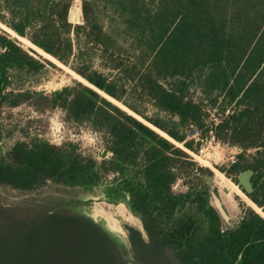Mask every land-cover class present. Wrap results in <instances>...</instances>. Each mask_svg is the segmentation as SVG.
<instances>
[{
	"label": "trees",
	"instance_id": "1",
	"mask_svg": "<svg viewBox=\"0 0 264 264\" xmlns=\"http://www.w3.org/2000/svg\"><path fill=\"white\" fill-rule=\"evenodd\" d=\"M75 1L0 0V23L93 86L29 88L58 65L0 27V117L24 104L61 110L67 123L100 133L111 156L98 160L27 129L0 152V187L98 189L113 204L125 200L147 239L125 227L128 250L77 210L0 197V264H131L129 253L133 264H264V217L243 206L240 221L226 226L207 183L212 169L187 151L199 153L211 130L239 147L219 170L264 213V0H80L81 23L70 20ZM16 128L0 120V146ZM246 170L250 194L238 182Z\"/></svg>",
	"mask_w": 264,
	"mask_h": 264
},
{
	"label": "rangeland",
	"instance_id": "2",
	"mask_svg": "<svg viewBox=\"0 0 264 264\" xmlns=\"http://www.w3.org/2000/svg\"><path fill=\"white\" fill-rule=\"evenodd\" d=\"M72 9H74L76 12L70 13V20L74 23H79L80 16L82 15L81 1L76 0ZM101 14L103 16L102 21L104 25L108 27L109 24L107 21L112 20L110 14L104 13L103 11ZM114 21L119 20L115 17ZM1 24L0 27L9 33ZM11 36L12 38L17 39L13 35ZM19 43L25 49H30V47L22 44L21 41H19ZM40 58L43 60L47 59L44 56ZM76 81L80 80L69 70L59 65L57 68L48 67L44 75V79L40 85H30L29 88L36 91L51 93L66 86H73ZM193 97L196 100L199 99V92L196 91L193 94ZM149 112L150 115L154 113L152 109H150ZM5 113V115L0 117V120L3 121L4 125L7 124L10 128H14L15 126L17 128L14 131V136L4 140V142L1 144L0 152L2 154L7 153L14 146L17 140L24 139L28 129L30 132H36L46 137L52 144L55 145H61L65 142L77 143L80 145L83 152L92 154L98 160H102L101 155L106 149L103 136L87 126H77L67 123L64 118L65 115L61 110H54L45 114H41L36 112L33 107L30 106V104H24L11 111V115L7 114L8 110H6ZM218 119H220V117H218ZM241 151L242 150L237 146H231L221 141H217L216 139L209 138L203 141L199 153L191 151L189 152V155L192 157V159L199 165L204 167L210 166V169L213 168V178H215L216 184L215 186L211 187L212 203L216 207V200L218 199L221 202L227 215L226 218H222L225 225L229 227L234 226L240 221L243 206H253L241 193L238 192V189L235 188V186H237L239 189L240 187L235 182H233L229 176L219 170V168L227 170L229 166L235 162L238 154L241 153ZM253 153L254 151L251 150L248 154L252 155ZM110 156L111 153L108 154V157ZM219 172L223 174V177ZM175 189L177 191L183 190L182 181L176 185ZM224 189H227L228 193H226ZM241 192L244 193L242 190ZM244 195L246 194L244 193ZM0 197L5 204H41L44 207H48L50 209L68 207L71 210H77L82 214L90 215L91 217L97 219L105 229L108 228L110 233L119 241L121 245L128 247V250L130 246L128 241V233L125 227L132 226L137 229L143 228L141 220L136 216L135 221L126 220L122 213H120L119 207H117V205L111 206L112 217L115 222L109 223L106 219L99 216L95 210L97 208L96 203L98 202V195L94 193H84L79 189H69L54 184H48L35 192H19L13 190L10 187H0ZM124 202L125 200H121V203ZM144 237L147 239L145 231ZM128 261L133 264L132 253H129Z\"/></svg>",
	"mask_w": 264,
	"mask_h": 264
},
{
	"label": "water",
	"instance_id": "3",
	"mask_svg": "<svg viewBox=\"0 0 264 264\" xmlns=\"http://www.w3.org/2000/svg\"><path fill=\"white\" fill-rule=\"evenodd\" d=\"M74 12H75V11H74L73 9H71L70 13H74ZM82 21H83V16L80 17V22H79V23H81ZM30 49L34 50L38 55H40V54H39L34 48L30 47ZM40 56H41V55H40ZM48 60H50V59H48ZM50 61L53 62V63H55L56 65H58L56 62H54V61H52V60H50ZM58 66H59V65H58ZM111 99H112V98H111ZM114 101H115V100H114ZM108 154H109V151H108L107 149H105V150L103 151L102 155H101V159L104 160V159L108 158ZM252 177H253V171H252V170H246V171L242 172V173L239 175V177H238L239 185L242 186V188L245 190V192H246L247 194H250V193H252V192L254 191V187H253V183H252ZM207 183H208V185L211 186V187H212V186H215V184H216L215 178H213V177H209ZM95 191H96V193H97V195H98V202L96 203L97 208H96L95 210H96V212H97V214H98L99 216H101V217H103L104 219H106L109 223H112V222L106 217L107 215H106L105 213L103 214V213H100V212L105 211L106 213H110V214L112 215V212H111V206H113V205H117V207H119V208H120L121 205H123V206L127 209V211H128L132 216H134L133 213L128 209V207L126 206L125 203L113 204V203H111V202H109V201L107 200V198L105 197V195L103 194V192H101V191L98 190V189H96ZM224 191H225L226 193H228V190H227V189H224ZM216 202H217L216 208H217L218 211L220 212L221 216L224 217V218H226L227 215H226V212H225V210H224V208H223L221 202H220L218 199L216 200ZM85 215H86V214H85ZM87 216L90 217L91 219H93L96 223H99V224H100V222H99L97 219L91 217L90 215H87ZM134 217H135V216H134ZM263 217H264V216H263ZM111 219L113 220V217H112ZM142 226H143V225H142ZM106 230L110 233V231L108 230V228H107ZM139 230H140V231L143 233V235H144V231H145L144 228H141V229H139Z\"/></svg>",
	"mask_w": 264,
	"mask_h": 264
},
{
	"label": "bare ground",
	"instance_id": "4",
	"mask_svg": "<svg viewBox=\"0 0 264 264\" xmlns=\"http://www.w3.org/2000/svg\"><path fill=\"white\" fill-rule=\"evenodd\" d=\"M79 9V8H78ZM74 10V9H73ZM75 11V10H74ZM79 11V10H78ZM76 12V11H75ZM74 12V13H75ZM80 12V11H79ZM77 15V14H76ZM82 16V15H81ZM80 16V17H81ZM1 24V23H0ZM2 26H4L5 27V29L11 34V35H13L14 37H16L19 41H21V43L22 44H24L25 46H28V47H32V48H34L40 55H42V56H44L45 58H47V59H50V60H52V61H54V62H56L58 65H60V66H62L63 68H66L67 70H69L75 77H77L81 82H83L84 84H86V85H89V86H91V87H93L92 85H90L89 83H88V81H86L84 78H82L80 75H78L77 73H75L74 71H72L71 69H69V68H67L66 66H64V65H62L59 61H57L56 59H54L52 56H50V55H48L47 53H45L43 50H41V49H39L38 47H36L35 45H33L28 39H26V38H24V37H20L19 35H17L13 30H11L10 28H8V27H6L5 25H3V24H1ZM102 93V92H101ZM104 96H106L108 99H110L111 101H113V102H115L117 105H119L120 107H122V108H124V109H126L127 110V108H125L123 105H121L120 103H118V102H116V101H114L113 99H111L110 97H108L107 95H105L104 93H102ZM137 118H139L140 120H142L143 122H145L147 125H150L149 123H147L146 121H144L141 117H139V116H137V115H135ZM151 127H153L152 125H150ZM154 129H156L159 133H161L162 135H164V136H166L167 138H169L170 140H172L169 136H167L164 132H162V131H160L159 129H157V128H155V127H153ZM173 141V140H172ZM181 146V145H180ZM185 150H187V149H185ZM188 152H190L189 150H187ZM207 165V164H206ZM207 166H209V165H207ZM210 167V166H209ZM213 169V168H212ZM221 175H222V177H223V174L221 173V172H219ZM218 173V174H219ZM219 174V175H220ZM235 186V185H234ZM224 188V187H223ZM235 188L236 189H238V192L239 193H241L253 206L252 207H254L257 211H259L260 212V214L262 215V216H264V213H263V211L257 206V205H255L246 195H244V193H242L241 192V190L237 187V186H235ZM235 189V190H236ZM119 211H120V213H122V215L126 218V220H128V221H135L136 219H135V217L134 216H132L128 211H127V209L123 206V205H121L120 206V208H119ZM100 213H105L107 216V218L113 223V222H115V220H112L111 218H112V215L110 214V213H106L105 211H102V212H100ZM115 230H117L116 228H114ZM120 230V229H119Z\"/></svg>",
	"mask_w": 264,
	"mask_h": 264
},
{
	"label": "built area",
	"instance_id": "5",
	"mask_svg": "<svg viewBox=\"0 0 264 264\" xmlns=\"http://www.w3.org/2000/svg\"><path fill=\"white\" fill-rule=\"evenodd\" d=\"M215 122H216V125H217L218 120L215 119ZM209 135H210V138H211V139H216L215 136H214V132H213L212 130L209 132ZM192 138H194V139H196V140L199 141V140H200V133H199V132H195V133L192 135Z\"/></svg>",
	"mask_w": 264,
	"mask_h": 264
}]
</instances>
